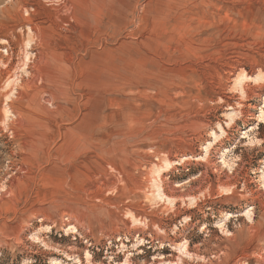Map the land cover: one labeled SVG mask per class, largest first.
Instances as JSON below:
<instances>
[{"label": "rangeland", "instance_id": "374dc122", "mask_svg": "<svg viewBox=\"0 0 264 264\" xmlns=\"http://www.w3.org/2000/svg\"><path fill=\"white\" fill-rule=\"evenodd\" d=\"M257 73L264 0H0V264H161L182 241L180 264H259ZM164 159L170 210L147 182Z\"/></svg>", "mask_w": 264, "mask_h": 264}, {"label": "bare ground", "instance_id": "6f19581e", "mask_svg": "<svg viewBox=\"0 0 264 264\" xmlns=\"http://www.w3.org/2000/svg\"><path fill=\"white\" fill-rule=\"evenodd\" d=\"M64 5V4H63ZM243 45V44H242ZM29 46V43L26 42L24 43L22 46H21V51H20V67H16V69H23V67H25L27 65V62L30 60L29 57H28V54L26 53L27 51V48ZM246 52V51H245ZM233 57V56H232ZM241 57V56H240ZM235 59V58H234ZM251 59V58H250ZM19 64V63H18ZM17 64V65H18ZM232 70L231 71H235L239 66H238V63L237 64H233L232 66ZM239 70V69H238ZM19 73V71H18ZM21 73V72H20ZM19 73V74H20ZM13 77V76H12ZM16 77V76H15ZM12 79V78H11ZM251 81L255 84L256 82H264V75L261 74V73H257L254 77L250 78ZM17 80V79H16ZM249 80V77H247L246 75H244L243 73L238 77L237 79V88L241 89V90H245L244 88V85L246 83V81ZM13 84V83H12ZM11 84V85H12ZM9 86V85H8ZM11 87V86H10ZM240 93V92H239ZM49 96V94H48ZM262 107L263 108H260L259 112L257 113V121L256 122H261L263 119H264V99H262ZM6 113V112H5ZM4 113V114H5ZM7 114V113H6ZM237 112H231L230 114H228L227 116V120H226V125H229L235 116H237ZM6 116V115H5ZM139 132V131H138ZM224 128L222 126H217V130H215L214 132L211 133L210 135V141L208 142L209 144L203 146L204 148L202 149V153L200 155L201 159H205L209 150V146H211L213 143H216L221 137L222 135L224 134ZM223 154V153H222ZM222 154L220 155L219 157V164L221 167H224L226 168L228 171L231 170V166L228 165L222 158ZM162 164H160L158 166V169L156 171H154L153 175H152V172L149 173L148 175V183H150V185L148 186V188L151 189V194L153 195L154 199L158 202V203H161L163 205L164 208L170 210L174 207L175 203H176V199L173 198V197H170V196H167L168 193H166L167 190L171 189V187L169 185H166L165 184V181L163 180V172L168 170L173 162L169 161V160H162ZM210 161L208 158L206 160V164H210ZM115 164V163H114ZM113 164V165H114ZM112 166V164L110 165ZM113 167V166H112ZM118 175L120 174L119 173V170L117 168H112ZM65 173V172H64ZM105 175H111V173L109 172V169H104V173L103 174H94L93 175V179H92V182H91V185L89 188L91 189H99L101 188L102 185H104L103 187L106 186V183L108 184V186H112L114 185V181H105L103 178ZM116 176V175H114ZM105 181V182H104ZM142 181V180H141ZM103 182V183H102ZM174 189V188H173ZM176 190V188H175ZM85 191V190H84ZM87 191V189H86ZM217 193L218 195H222V194H227V193H232V186H220L218 187L217 189ZM97 192V191H96ZM202 195V193H201ZM205 194H203L204 196ZM201 198V197H200ZM196 197L193 198H188L187 202L185 201V199L181 198L180 202L181 203H188L189 205L191 204H194L195 201H196ZM247 219L250 218V214H247L246 215ZM69 219L70 221L67 222L66 224V232L67 231H70V232H77L79 231V228H78V224H79V221L76 219V217L74 216H69ZM224 219H226V217H224L220 222H218L219 226L222 225ZM72 223V224H71ZM140 224H143L142 222H140L138 225ZM80 227V226H79ZM47 228V227H46ZM47 230V229H46ZM65 232V233H66ZM142 240L138 239L136 240L135 244H139L141 243ZM171 247L174 249V251L176 252V260L174 262H165V263H161V264H180L181 261L183 260V258H193L192 255L188 252L187 250V244L186 242L182 241L178 244H174V245H171ZM261 255V254H260ZM194 259V258H193ZM187 261V260H185ZM258 263L259 264H264V254H262L258 260ZM124 264H131L129 261H127V259H125L124 261Z\"/></svg>", "mask_w": 264, "mask_h": 264}]
</instances>
